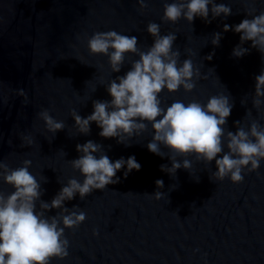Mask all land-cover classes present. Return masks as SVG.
<instances>
[{"label": "water", "instance_id": "water-1", "mask_svg": "<svg viewBox=\"0 0 264 264\" xmlns=\"http://www.w3.org/2000/svg\"><path fill=\"white\" fill-rule=\"evenodd\" d=\"M163 2L146 0L148 9L142 15L136 0H0V161L16 168L31 160L30 171L37 179L39 174L47 179L42 185L45 201H51L69 179H82L68 162L78 158L77 144L92 140L103 145L113 162L135 156L141 165L127 178L126 169L118 172V184L66 203L69 209L78 206L87 218L78 229H66L69 255L59 264H264V163L238 184L212 176L215 161L206 165L193 159L195 177L183 169L171 177L160 170L161 165L171 167L170 159L147 149L149 134L126 147L101 138L95 123L88 136H78L73 127V109L86 117L94 100H110L100 81L130 70L126 62L112 75L106 57L89 54L87 37L116 30L137 36L138 44L147 49L153 43L146 31L149 22L160 23L162 34L175 32L174 49L181 52V60L191 50L194 66L209 77L201 78L191 94L183 89L172 96L165 93L168 103L193 99L206 103L209 96L225 90L234 102L229 131H236V123H243L249 110L257 116L252 94L264 58L250 42L244 45L250 53L234 58L232 51L240 43L234 31L223 34L219 47H213L211 37L223 32L225 23L238 25L253 7L264 11V0H217L230 4L233 15L210 24L197 18L192 25L183 19L161 23ZM212 53L210 61L205 59ZM43 109L66 124L51 143L38 117ZM26 135L34 138L31 146L23 140ZM157 180H163V189H157ZM0 191L7 194L11 189L0 181ZM157 191L165 197H156Z\"/></svg>", "mask_w": 264, "mask_h": 264}, {"label": "clouds", "instance_id": "clouds-1", "mask_svg": "<svg viewBox=\"0 0 264 264\" xmlns=\"http://www.w3.org/2000/svg\"><path fill=\"white\" fill-rule=\"evenodd\" d=\"M136 2L143 15L148 3L146 0ZM245 13L246 18L238 25L225 23L223 32L212 35L211 43L214 48L219 47L223 34L234 31L240 35V43L232 51L234 58H243L251 49L264 58V11L253 7ZM231 15L232 6L217 0H164L161 23L176 24L183 19L192 25L199 18L210 24L221 17L226 21ZM146 31L153 40L147 49L138 44L137 36L116 30L96 31L87 37L89 54L106 57L112 75L120 73L126 62L130 70L107 82L100 81L110 100H94L91 114L82 117L75 109L70 112L77 135H90L91 125L95 123L101 138L115 139L118 144L130 147L147 133L151 137L146 145L149 152L170 159L171 167L161 165L160 170L171 177L180 169L195 177L193 159L206 165L215 161L216 171L212 176L220 181L227 178L238 184L246 174L258 172L264 163V123H261L264 120V69L254 78L252 105L257 116L253 117L249 110L243 123L238 121L236 131L232 132L226 125L234 102L225 90L209 96L206 103L197 99L168 103L165 93L172 96L183 89L191 94L201 78L209 77L194 66L191 50H187V58L181 60V52L174 49L175 32L162 34L161 24L156 22H149ZM248 42L251 49L244 47ZM213 55L205 59L210 61ZM96 89H92L93 93ZM246 97L242 101L244 105ZM38 117L51 136L50 143L66 128L65 121L57 120L49 109H43ZM248 117H252L250 123L245 122ZM23 140L28 146L35 142L31 135L24 136ZM76 151L78 158L68 162L82 179L72 178L61 184L51 201L42 199L45 195L42 185L47 179L41 174L37 179L30 171L31 160L25 159L16 168L0 161V181L11 189L7 194L0 191V264H59L69 255L66 229H78L87 218L85 211L78 206L69 209L66 203L77 196L83 201L95 191L118 184L117 173L122 169H126L124 178L134 170H141L135 156L113 162L103 145L92 140L77 144ZM59 153L66 156L63 150ZM156 186L163 189V180H157ZM155 196L163 198L165 194L157 191ZM53 210L56 214L50 215Z\"/></svg>", "mask_w": 264, "mask_h": 264}]
</instances>
